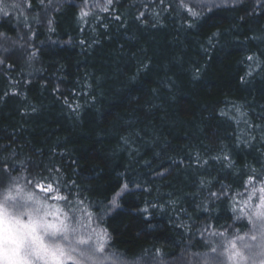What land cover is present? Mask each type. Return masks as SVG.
Wrapping results in <instances>:
<instances>
[{
  "label": "trees",
  "instance_id": "16d2710c",
  "mask_svg": "<svg viewBox=\"0 0 264 264\" xmlns=\"http://www.w3.org/2000/svg\"><path fill=\"white\" fill-rule=\"evenodd\" d=\"M105 3L0 0V175L58 187L117 264H232L264 185V0Z\"/></svg>",
  "mask_w": 264,
  "mask_h": 264
},
{
  "label": "snow or ice",
  "instance_id": "6c2138e0",
  "mask_svg": "<svg viewBox=\"0 0 264 264\" xmlns=\"http://www.w3.org/2000/svg\"><path fill=\"white\" fill-rule=\"evenodd\" d=\"M111 3L112 0H106L100 10L108 11ZM188 11L192 16L198 15L190 7ZM88 14L81 10L80 17ZM4 171H8L7 167ZM252 179L249 178V183ZM36 187L40 192L51 195L47 198L32 192L21 195L19 189L13 195L10 187L8 194L0 199V264H114L116 257L106 252V231L101 233L93 228L87 236L82 235L85 226L76 219L72 202L59 194V188L52 183L47 186L38 183ZM260 191L262 195L259 203H252L254 189L248 202L240 208V215L236 216L237 220L247 218L250 228L243 234L237 229L236 235L229 242L226 251L232 264H257L258 260L259 264H264V185ZM49 199L66 201L68 211L58 204L49 203ZM111 203L115 207L116 199L113 198ZM233 211H236L235 206ZM216 251L215 247L211 249V253ZM202 259L204 264H212L213 256L205 253Z\"/></svg>",
  "mask_w": 264,
  "mask_h": 264
},
{
  "label": "rangeland",
  "instance_id": "374dc122",
  "mask_svg": "<svg viewBox=\"0 0 264 264\" xmlns=\"http://www.w3.org/2000/svg\"><path fill=\"white\" fill-rule=\"evenodd\" d=\"M13 1H15L18 4V2L20 0H6L7 3H11ZM0 8L2 9L1 6H0ZM0 178H2V182H0V199H3V196L8 194L10 187L12 189L13 195H16L17 189H19L21 195L28 192V190H26L23 187H20V186L15 187L13 184H11L9 178L6 175H0ZM38 196L45 198L44 196H41L40 194H38ZM48 202L58 204L61 208H64L65 211H68V207H65L63 204L60 203V201L48 200ZM72 206H74V208H75L74 215H75L76 219L82 223L83 220L79 219V214H80L79 209L75 205H72ZM83 225L85 226V228L82 231V235L87 236L88 232H90L93 229V227L91 224L88 225L87 223L83 224ZM97 232H100V231H97ZM114 264H117V263L114 262ZM258 264H259V260H258Z\"/></svg>",
  "mask_w": 264,
  "mask_h": 264
}]
</instances>
